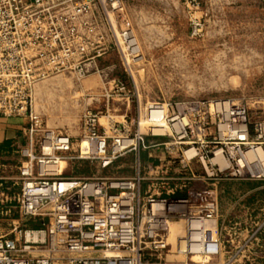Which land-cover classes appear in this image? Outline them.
<instances>
[{
    "label": "built area",
    "instance_id": "obj_1",
    "mask_svg": "<svg viewBox=\"0 0 264 264\" xmlns=\"http://www.w3.org/2000/svg\"><path fill=\"white\" fill-rule=\"evenodd\" d=\"M180 1L191 36H203V16L195 13L205 0ZM122 13V0H0V117L28 120V143L17 149L22 158L20 192L8 193L0 178V205H5L0 214L11 225L8 232L0 230V264H233L245 256V247L258 241L261 226L242 241L239 223L218 225L217 195L210 182L199 190L186 189L192 179L186 176L188 160L194 155L202 162L206 158L203 145L190 148L195 150L190 157V149L174 156L193 123H198L197 137L206 130L205 117L196 122L186 107H172L170 116L161 113L175 128L177 137L172 134L171 141L156 139L153 132L131 135L114 123L107 129L97 114H85V138L92 148L83 152L80 146V157H97L100 168L126 151L166 150V160L138 161L131 176L66 177L42 168L62 159L58 153L72 150V142L68 134L45 127L33 110L38 84L59 73L83 78L99 71L95 59L114 45L122 54L137 57L131 29L118 26ZM108 36H113L111 44L106 43ZM224 116L231 137L247 140L245 109L232 104ZM255 140L245 143L264 144V120L257 124ZM241 144L233 146L239 154ZM34 164L39 166L35 173ZM215 165L207 177L217 175L220 167ZM173 221H184L185 230L172 243ZM227 247L232 251L225 257Z\"/></svg>",
    "mask_w": 264,
    "mask_h": 264
},
{
    "label": "rangeland",
    "instance_id": "obj_2",
    "mask_svg": "<svg viewBox=\"0 0 264 264\" xmlns=\"http://www.w3.org/2000/svg\"><path fill=\"white\" fill-rule=\"evenodd\" d=\"M180 28V32L173 34L171 40L140 42L137 57L128 54L104 59L98 57L95 62L99 71L94 70L83 78L76 74L59 73L38 84L40 87L37 86L35 90L33 110L42 118L45 127L68 134L72 142V150L58 153L62 157L58 171L67 175L75 174L80 169L93 171L98 176L133 175V150L126 151L106 168H100L99 159L93 155L80 157V143L86 135L84 116L88 112L97 114L100 126L107 129L114 123L120 128L125 127L131 135L135 132L150 135L154 133L148 120L150 106L159 103L169 116L172 107L181 106L186 107L185 110L192 114V119H197L196 122L204 117L206 120V130L198 136L200 139L197 137L198 123H193L188 130V138L179 140L186 142L179 145L181 151L174 152V156H181L183 150L203 145L206 153L205 162L195 155L188 160L186 176L192 179L187 182L186 189L199 190L208 185L210 180L206 173L211 167H216L213 151L217 149L223 150L229 166L217 163L220 170L213 176L215 181L223 182V179L231 177L264 178V172L260 171L255 159L246 158L244 165L239 163L250 148L245 142L256 141L257 124L264 120V55H250L249 49L264 53V41L259 43L257 37L253 40L251 33H229L219 39L204 34L195 38L191 36L188 20ZM247 36L251 38L248 37V40ZM122 46L126 47L124 42ZM122 85L124 88H120ZM225 101L229 103H220ZM232 104L246 111L249 130L247 140L231 137L227 130L224 112ZM171 123L163 134L155 133L156 137L161 136L164 141L173 140L172 134L177 137ZM235 142H242V154L233 147ZM255 145L264 150V144ZM38 170L39 166L34 164V173ZM9 174L17 176L15 184L9 186L11 194L15 195L22 187L20 169H12ZM260 210H264L263 202L256 200L251 203L250 212H256V217L247 221L245 227L248 233L261 226L257 214ZM179 225L183 228L179 234L175 235L170 229L169 240L172 243L177 235L184 233V221H180ZM9 229L10 225H7L4 231ZM230 251L227 247L224 256L227 257ZM241 253L245 256L233 264H264L260 260L264 250L259 247L257 240Z\"/></svg>",
    "mask_w": 264,
    "mask_h": 264
},
{
    "label": "crops",
    "instance_id": "obj_3",
    "mask_svg": "<svg viewBox=\"0 0 264 264\" xmlns=\"http://www.w3.org/2000/svg\"><path fill=\"white\" fill-rule=\"evenodd\" d=\"M122 6V21L118 22V26L124 25L131 29L138 51H140L138 45L140 42L171 40L173 34L180 32V26L186 24V20L189 21L188 13L180 0H122ZM195 15L203 16L205 34L209 38L219 39L222 35L229 33H251L253 40L257 37L259 43L264 41V0H205ZM113 40V36H108L106 43L109 44ZM249 49L250 55H264L258 49ZM121 54L120 49L114 45L108 49L102 59ZM27 125L26 118L0 117V178L5 179L3 188L15 184L14 179L17 176L10 175L9 172L12 169H19L21 158L17 149L28 143ZM155 138L163 140L161 136ZM167 157L164 148L135 151L134 173L137 170L138 161L142 164L148 162L158 164ZM63 175L66 177L96 176L93 171L85 169H80L75 174L67 175L64 172ZM207 179L210 180L209 185L215 189L217 195L218 225L229 228L239 223L240 237L246 236L247 221L249 218L256 217L254 215L256 212H250L251 203L256 200L264 203V178L231 177L223 179V182L209 177ZM4 208L5 205H0L1 210ZM257 214L260 225H263L259 232L258 245L264 250V210H260ZM0 215V230L4 231L10 222H7L4 215ZM221 237H225V231L221 233ZM260 260L264 263V254Z\"/></svg>",
    "mask_w": 264,
    "mask_h": 264
},
{
    "label": "bare ground",
    "instance_id": "obj_4",
    "mask_svg": "<svg viewBox=\"0 0 264 264\" xmlns=\"http://www.w3.org/2000/svg\"><path fill=\"white\" fill-rule=\"evenodd\" d=\"M38 87H40V85H38ZM220 103L227 105L229 103V101L228 102L227 101L220 102ZM150 107H151V109H150L149 114H148V120L151 122V128L154 131V133L163 134L164 131L168 128L167 122L163 119L164 117L161 116V113L165 112V108L163 105L159 106V105H154V104H151ZM176 128L178 129L181 127L179 124H177ZM126 143L127 142L125 141L124 145ZM80 146H81L83 152H86L87 148H90V149L92 148L91 142L88 138H83L81 143H80ZM193 154H194V152L192 149L188 150V156L189 157L192 156ZM244 156H245L244 160L241 159L239 161L240 165H244V163L246 162V160H245L246 158L247 159H253V160L255 159L257 161V164L260 167V171L264 172V150L261 148V146H258V145L257 146L256 145L251 146L247 151H245ZM59 160H61V158H58L53 162L45 163L44 165H42V168H44V170H46L48 172H56V171H58ZM213 161L218 163L220 166H225L226 164L228 166V163H226L224 154L222 153L221 149L216 150L215 155L213 157ZM262 161H263V164H262ZM247 162H249V161H247ZM203 166H205V165H203ZM179 224H180V221H173L171 223V230L175 235L179 234L183 231V228Z\"/></svg>",
    "mask_w": 264,
    "mask_h": 264
},
{
    "label": "trees",
    "instance_id": "obj_5",
    "mask_svg": "<svg viewBox=\"0 0 264 264\" xmlns=\"http://www.w3.org/2000/svg\"><path fill=\"white\" fill-rule=\"evenodd\" d=\"M4 186V185H3ZM7 191H8V193H10L11 194V192H10V190L9 189H7Z\"/></svg>",
    "mask_w": 264,
    "mask_h": 264
}]
</instances>
